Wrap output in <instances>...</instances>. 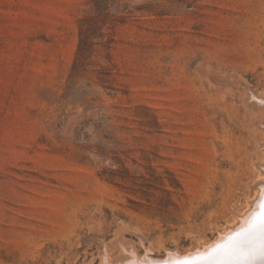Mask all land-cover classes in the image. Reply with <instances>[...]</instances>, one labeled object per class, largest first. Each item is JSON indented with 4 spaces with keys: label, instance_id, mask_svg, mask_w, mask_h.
I'll use <instances>...</instances> for the list:
<instances>
[{
    "label": "rangeland",
    "instance_id": "374dc122",
    "mask_svg": "<svg viewBox=\"0 0 264 264\" xmlns=\"http://www.w3.org/2000/svg\"><path fill=\"white\" fill-rule=\"evenodd\" d=\"M263 165L264 0H0V264L184 253Z\"/></svg>",
    "mask_w": 264,
    "mask_h": 264
},
{
    "label": "snow or ice",
    "instance_id": "6c2138e0",
    "mask_svg": "<svg viewBox=\"0 0 264 264\" xmlns=\"http://www.w3.org/2000/svg\"><path fill=\"white\" fill-rule=\"evenodd\" d=\"M264 264V197L244 217L238 231L177 264Z\"/></svg>",
    "mask_w": 264,
    "mask_h": 264
},
{
    "label": "bare ground",
    "instance_id": "6f19581e",
    "mask_svg": "<svg viewBox=\"0 0 264 264\" xmlns=\"http://www.w3.org/2000/svg\"><path fill=\"white\" fill-rule=\"evenodd\" d=\"M260 172L262 173V179L260 180V182L256 183L257 185H256V189L254 188L255 189L254 197L252 198L251 201H249V200L247 201L246 209H245L244 213L242 212L243 213V216L242 217H237L238 215L236 216V214H235L234 215V220L231 222V224L228 227L227 226L224 227L225 229L222 230L220 233L218 232L219 234L213 240L208 241V242H204V243L203 242L201 243V241H200V243L198 244V246H196L194 249H191V250L186 251L184 253L175 252V250H173L175 252V254L168 255L167 257L164 256L165 258H149L146 255V257L144 259H142V260L135 259V260L131 261L129 259L131 262H129L128 264H177V261H179V260L187 259V258H189L191 256H196V254H198V253L199 254L205 253L208 250V246H210L211 244L215 243L216 241H221L227 235H229V234H231V233H233L235 231H238L239 230V227L242 225V222H243L244 217L247 215V213L249 212V210L252 207H255L256 205H258L259 202H260V198L261 197H264V165L262 167H260ZM240 215H242V214H240ZM203 241H204V239H203ZM122 250H125V249L122 248ZM126 250H127L126 252H128V249H126ZM171 251H167V253L168 252H171ZM128 253H125L124 255H126V254L128 255ZM134 253L137 254L136 252H134ZM105 255H106V253H105ZM105 255H104V259L106 257ZM107 255H109V253ZM133 256H135V255H133ZM136 256H138V255H136ZM143 256H141V257H143ZM101 258H102V256H101ZM102 260L100 261L101 264H106L105 260L104 261H102ZM106 260H107V258H106ZM107 262H108V260H107ZM123 262H125V260ZM257 264H259V262H257Z\"/></svg>",
    "mask_w": 264,
    "mask_h": 264
}]
</instances>
